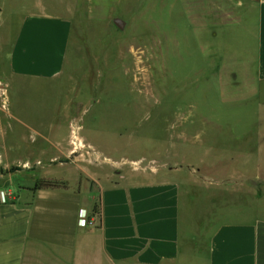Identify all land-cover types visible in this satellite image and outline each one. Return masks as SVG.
<instances>
[{
    "label": "rangeland",
    "instance_id": "1",
    "mask_svg": "<svg viewBox=\"0 0 264 264\" xmlns=\"http://www.w3.org/2000/svg\"><path fill=\"white\" fill-rule=\"evenodd\" d=\"M73 1L78 14L62 77L15 80L10 91L0 82L3 124L17 126L15 133H4L5 142L31 141L35 134L29 129L53 126L56 140L64 139L71 156L93 168L100 181L128 174L205 180L226 192L230 207L224 218L239 219L233 207L242 203L251 211L252 202L264 218V79L252 58L254 46L252 52L243 49L241 5L235 0L67 4ZM32 3L0 0L2 20ZM114 19L125 23L123 30ZM3 151L10 157L0 155L5 178L21 171L18 162L31 156L30 149ZM237 195L241 200L233 206Z\"/></svg>",
    "mask_w": 264,
    "mask_h": 264
},
{
    "label": "crops",
    "instance_id": "2",
    "mask_svg": "<svg viewBox=\"0 0 264 264\" xmlns=\"http://www.w3.org/2000/svg\"><path fill=\"white\" fill-rule=\"evenodd\" d=\"M235 2L241 5L238 18L246 21L239 31L243 49L254 46L252 58L264 79V0ZM32 4L4 21L0 7V82L8 90L15 80L57 81L65 68L76 3ZM4 117L0 108V155L10 160L3 149H30L31 156L18 162L21 171L0 176V194L9 188L0 199V264H264V218L255 202L251 211L242 203L233 207L239 219H228L226 192L205 180L128 174L100 181L71 156L64 139L56 140V127L29 129L33 140L8 144L4 133L17 126L5 127ZM39 180L64 186L33 190ZM80 211L88 226L79 225Z\"/></svg>",
    "mask_w": 264,
    "mask_h": 264
},
{
    "label": "trees",
    "instance_id": "3",
    "mask_svg": "<svg viewBox=\"0 0 264 264\" xmlns=\"http://www.w3.org/2000/svg\"><path fill=\"white\" fill-rule=\"evenodd\" d=\"M64 186V183L52 180H39L35 183L33 190L37 189H55Z\"/></svg>",
    "mask_w": 264,
    "mask_h": 264
},
{
    "label": "built area",
    "instance_id": "4",
    "mask_svg": "<svg viewBox=\"0 0 264 264\" xmlns=\"http://www.w3.org/2000/svg\"><path fill=\"white\" fill-rule=\"evenodd\" d=\"M6 197H7V195L5 193L1 192L0 199L2 200V202L5 201ZM89 223H90V221H89L88 217L86 216L85 212L80 211L79 212V225L80 226H88Z\"/></svg>",
    "mask_w": 264,
    "mask_h": 264
},
{
    "label": "water",
    "instance_id": "5",
    "mask_svg": "<svg viewBox=\"0 0 264 264\" xmlns=\"http://www.w3.org/2000/svg\"><path fill=\"white\" fill-rule=\"evenodd\" d=\"M113 24L119 29V30H123V28L125 27V23L120 20V19H114L113 20Z\"/></svg>",
    "mask_w": 264,
    "mask_h": 264
}]
</instances>
